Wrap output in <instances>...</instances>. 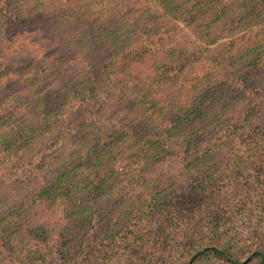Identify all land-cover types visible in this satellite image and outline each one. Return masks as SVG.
<instances>
[{
	"label": "trees",
	"instance_id": "trees-1",
	"mask_svg": "<svg viewBox=\"0 0 264 264\" xmlns=\"http://www.w3.org/2000/svg\"><path fill=\"white\" fill-rule=\"evenodd\" d=\"M130 1L0 0V264H264V0ZM23 29L83 81L6 67ZM18 74L44 80L27 117Z\"/></svg>",
	"mask_w": 264,
	"mask_h": 264
},
{
	"label": "rangeland",
	"instance_id": "rangeland-1",
	"mask_svg": "<svg viewBox=\"0 0 264 264\" xmlns=\"http://www.w3.org/2000/svg\"><path fill=\"white\" fill-rule=\"evenodd\" d=\"M15 1L18 2V5L22 6L21 4L24 5L26 0H15ZM29 1L32 0H28V2ZM137 1L138 0H131L130 2H128V4L130 6L136 5ZM144 5L145 2H141L140 4H137V6L134 8V11L138 9L140 10L142 9L144 11L143 14H146L145 18L149 20L151 16H153L152 14L154 15L156 14L155 13L151 14L150 12L151 7L144 8ZM124 8L126 9V7H120L121 10ZM245 31L246 29H237L231 32L228 36L226 35L225 37L220 39L218 43L219 44L224 43L227 45L228 42L230 41L229 40L230 36H234L235 34H244ZM18 32L19 35L17 37L8 40L5 44L3 59L5 60L6 67H8L9 65L11 66L12 63L16 62L14 60L17 58L24 61L33 59V65L36 68H40L42 65H44V63L50 64L52 63V61L58 58L57 61V63H59L57 67L58 73L56 75L55 80L51 82V85H48L51 86L52 88L50 91L44 90L47 95L58 93L57 92L58 89L60 91H66L70 87L75 88L83 81L85 76V65H84L83 57L76 50V48L68 46L65 42L59 43V42L51 41V39L47 35L43 34V31L39 29H29V30L23 29ZM224 48L225 46H221L220 50H223ZM17 66L19 67L20 64H18ZM13 71L17 73H21L20 70H16V71L14 69L11 70V72ZM50 71L49 69H46V72H50ZM64 75H66L68 79ZM7 83L9 85L5 89L4 91L5 93L14 92L15 97L22 95L21 98L24 97L27 101L25 102L19 101L17 102V104H12L11 107L9 106L12 103V100L9 101L8 106L5 108L6 113L8 115L15 113V116L17 115L18 117H27L29 114H31L30 112L34 111V109L32 108L37 106L34 101L35 95L38 93L36 89L38 86L43 85L44 80L39 81L37 83V86H34L33 89L29 91L30 94L27 91L23 90V87L26 85V82L24 81V77L21 74H18L8 79ZM20 89H22L23 92H20L19 91ZM16 123L22 124L20 120H17ZM6 201L8 200L5 199L4 197L0 198V204L5 205ZM11 205L12 203H9L8 206ZM24 214L25 213L21 212V216H23ZM3 254L4 253L0 254V260L5 255Z\"/></svg>",
	"mask_w": 264,
	"mask_h": 264
}]
</instances>
